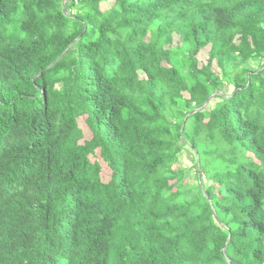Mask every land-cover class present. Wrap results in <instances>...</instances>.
Listing matches in <instances>:
<instances>
[{
    "label": "trees",
    "instance_id": "trees-1",
    "mask_svg": "<svg viewBox=\"0 0 264 264\" xmlns=\"http://www.w3.org/2000/svg\"><path fill=\"white\" fill-rule=\"evenodd\" d=\"M0 264H264V0H0Z\"/></svg>",
    "mask_w": 264,
    "mask_h": 264
},
{
    "label": "rangeland",
    "instance_id": "rangeland-1",
    "mask_svg": "<svg viewBox=\"0 0 264 264\" xmlns=\"http://www.w3.org/2000/svg\"><path fill=\"white\" fill-rule=\"evenodd\" d=\"M214 71H215V72H218V70H217V68H216V67H214Z\"/></svg>",
    "mask_w": 264,
    "mask_h": 264
},
{
    "label": "water",
    "instance_id": "water-1",
    "mask_svg": "<svg viewBox=\"0 0 264 264\" xmlns=\"http://www.w3.org/2000/svg\"><path fill=\"white\" fill-rule=\"evenodd\" d=\"M209 101V100H208ZM208 103V102H207Z\"/></svg>",
    "mask_w": 264,
    "mask_h": 264
},
{
    "label": "bare ground",
    "instance_id": "bare-ground-1",
    "mask_svg": "<svg viewBox=\"0 0 264 264\" xmlns=\"http://www.w3.org/2000/svg\"><path fill=\"white\" fill-rule=\"evenodd\" d=\"M71 259V258H70Z\"/></svg>",
    "mask_w": 264,
    "mask_h": 264
}]
</instances>
